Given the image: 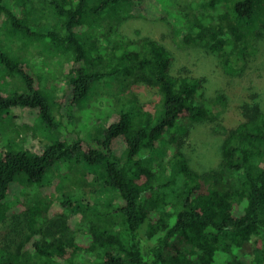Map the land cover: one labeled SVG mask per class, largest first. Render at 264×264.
I'll return each mask as SVG.
<instances>
[{"label": "trees", "instance_id": "trees-1", "mask_svg": "<svg viewBox=\"0 0 264 264\" xmlns=\"http://www.w3.org/2000/svg\"><path fill=\"white\" fill-rule=\"evenodd\" d=\"M152 1L45 0L54 20L44 25L34 1L0 0V119L31 109L45 135L65 128L55 89L13 52V38L63 55L70 104L117 80L161 97L152 113L120 96L110 121L88 141L58 136L37 152L0 148V222L16 213L27 221L18 253L0 250V264H264V109L254 100L241 105L243 121L226 131L217 167L192 169L180 149L188 131L182 123L217 117L202 99L203 77L175 72L172 53L157 40L105 38L125 19L149 15ZM160 5L176 19V36L205 42L226 75L248 65V39L264 27V0ZM199 7L218 12L192 13ZM109 18L115 20L98 37ZM25 126L37 140L39 128ZM62 160L69 181L56 208L54 194L41 188Z\"/></svg>", "mask_w": 264, "mask_h": 264}, {"label": "rangeland", "instance_id": "rangeland-1", "mask_svg": "<svg viewBox=\"0 0 264 264\" xmlns=\"http://www.w3.org/2000/svg\"><path fill=\"white\" fill-rule=\"evenodd\" d=\"M32 1L35 2V7L42 18L41 22L44 25L52 23L54 19L49 16L51 11L45 0ZM156 1V3L152 1L149 15L138 13L125 19L115 31L110 33V36L105 38L109 43L116 38L122 41L142 40L147 37L157 40L172 53V68L175 72H189L203 77L202 99L213 104L212 109L217 117L209 122L184 121L182 126L188 131L182 136L180 148L190 167L203 172L219 164L226 131L243 121L241 105L254 100L264 109V27L258 31V34L248 39L250 50L248 65L246 64L245 69L237 76L231 77L224 73L222 57L209 49L205 42L186 44L182 38L176 36V19L168 15L167 6L160 5L161 0ZM207 12L215 14L218 11L200 7L192 11L199 16ZM114 20L109 18L102 26H98L97 36L102 37L104 28H108ZM13 39L16 41L13 44V52L17 53L20 59L35 67L37 71L35 72L40 75L47 87L55 89L57 100L62 106L57 116L62 120L65 128L58 132L46 128L50 132L45 135L42 130L46 126L41 123L36 112L31 109L10 111L8 116L0 119V148L11 144L12 149L16 151L37 152L40 145L50 144L58 136L69 139L82 138L84 141L91 140L98 136L100 130H103L105 124L110 121L113 105L118 103L122 95L135 100L144 107L143 109L152 113L160 104L161 97L157 90L132 84H127L128 87L124 88L118 80L97 87L88 101L85 100L77 105L76 103L70 104L69 99L64 96L68 89L69 65L63 55L45 44H25L17 38ZM11 40L9 37H3L6 43ZM219 96L224 97V103L219 102ZM25 124L35 129L39 128V135L35 133L39 137L37 140H32L31 131ZM63 161L50 168V177L46 179L41 188L44 195L54 194V207L56 208L60 206L58 198L62 196L63 191L67 190L65 187L69 181L65 176L67 170L64 169ZM26 225V216L17 213L1 221L0 250L17 254L25 240Z\"/></svg>", "mask_w": 264, "mask_h": 264}]
</instances>
